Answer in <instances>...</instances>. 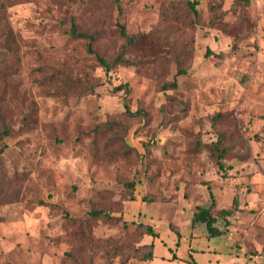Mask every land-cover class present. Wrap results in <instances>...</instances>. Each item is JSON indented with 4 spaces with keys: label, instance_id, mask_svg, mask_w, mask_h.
<instances>
[{
    "label": "rangeland",
    "instance_id": "obj_1",
    "mask_svg": "<svg viewBox=\"0 0 264 264\" xmlns=\"http://www.w3.org/2000/svg\"><path fill=\"white\" fill-rule=\"evenodd\" d=\"M120 1L121 14L111 0H8L18 54L2 103L0 264H74L66 252L81 264H243L236 248L264 252V0H199L196 17L192 0ZM71 24L106 59L123 44V24L138 37L126 54L134 66L106 72ZM42 66L86 71L99 85L66 101L45 97L33 85ZM173 80L176 88L162 90ZM124 84L126 99L113 90ZM125 101L144 114L126 115ZM107 121L132 128L134 148L113 161L91 152ZM217 140L222 169L207 148ZM138 174L134 190L124 186ZM94 205L121 219L97 221L94 237L128 238L134 248L78 252L66 217L85 218ZM202 209L221 234L209 235ZM146 225L158 237L139 239ZM152 242L144 261L146 250L135 249Z\"/></svg>",
    "mask_w": 264,
    "mask_h": 264
},
{
    "label": "trees",
    "instance_id": "obj_2",
    "mask_svg": "<svg viewBox=\"0 0 264 264\" xmlns=\"http://www.w3.org/2000/svg\"><path fill=\"white\" fill-rule=\"evenodd\" d=\"M115 5L118 14H121V1L111 0ZM244 4H249L253 0H236ZM188 10L193 16L198 15L197 6L199 0L188 1ZM9 6L8 0H0V123L2 124V131L0 132V140L9 134V127L4 124V117L2 112V103L5 101L6 87L8 80L14 74L16 68L15 56L18 54V38L12 34L10 27L5 21L4 11ZM118 36L122 39L123 44L120 46L119 51L111 58L106 59L99 55L96 49L93 47L94 36L87 33L78 32L76 26L71 24L69 34L72 38L82 39L86 44V51L92 55L97 63L104 68L106 72H109L115 67L120 65L134 66L132 60H130L126 54L130 52L137 45V36L129 34L123 24H118ZM40 76L33 80V85L38 89L39 93L45 97L60 98L66 101L69 97H81L87 94H92L95 88L99 85L93 77H90L86 71L81 75H72L66 68H52L42 66L38 68ZM181 73V72H179ZM177 87L175 80L162 86V90L174 89ZM114 91H123L125 99L129 93V87L127 84L119 85L113 88ZM125 108V114L128 116L143 115L142 110L138 109L135 113H130L127 101L123 103ZM35 110V109H34ZM33 110V111H34ZM25 122V120H24ZM131 127L123 125L115 121H107L96 128V137L92 143L91 152L95 159L113 161L121 156H125L133 149V145L130 144ZM105 135H109L107 139H104ZM104 140V141H103ZM219 140L210 143L207 148L210 151V156L215 160L219 169L223 168L221 162L224 151L219 148ZM3 149H0V153ZM142 181L141 174H138L135 179L130 182L124 183L129 190H134L135 187ZM211 194V193H210ZM133 200V196L131 198ZM237 206V198L232 201V207L235 209ZM203 218L206 224V228L210 236L221 234L223 231L215 225L216 217L210 214L209 209H202ZM220 216L225 218L231 216L232 210L220 209L218 211ZM67 221L71 227V236L78 243V252L87 250L103 251L106 254L112 252L113 255L120 256L126 250L134 248V243H130V239L126 238L121 243L116 238L110 237L107 239L98 240L93 235V227L97 224V221H102L110 225H118L121 221L119 216H115L110 210L97 208L92 206L85 218H67ZM130 224L122 222L124 229L129 228ZM138 226L137 228H139ZM139 239L145 236H150L153 239L158 237L157 233L151 226L146 225L144 230H135ZM146 250L142 253L141 259L149 261L153 258V242L148 245H140L135 250ZM136 255V253H135ZM65 257L71 259L74 264H81L77 257L73 254L66 252Z\"/></svg>",
    "mask_w": 264,
    "mask_h": 264
},
{
    "label": "crops",
    "instance_id": "obj_3",
    "mask_svg": "<svg viewBox=\"0 0 264 264\" xmlns=\"http://www.w3.org/2000/svg\"><path fill=\"white\" fill-rule=\"evenodd\" d=\"M241 250H244V254L246 255L248 261L244 262L243 264H252V262L254 261V258H260L261 262L257 263V264H264V252L258 249H255V251L251 250L252 253L249 251H247V249L245 248H236V251L239 252ZM256 264V263H254Z\"/></svg>",
    "mask_w": 264,
    "mask_h": 264
}]
</instances>
